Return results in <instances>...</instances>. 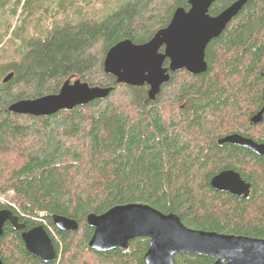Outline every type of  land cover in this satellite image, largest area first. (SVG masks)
<instances>
[{
	"label": "trees",
	"instance_id": "1",
	"mask_svg": "<svg viewBox=\"0 0 264 264\" xmlns=\"http://www.w3.org/2000/svg\"><path fill=\"white\" fill-rule=\"evenodd\" d=\"M10 1L0 0L2 19ZM45 1L13 0L8 15L27 17L6 51L0 19V195L6 197L0 210H11L26 225L50 226L61 248L42 261L4 223L2 264H143L145 238L130 241L126 250L87 247L92 229L86 215L128 203L174 213L191 229L264 238V158L218 143L234 133L264 142V113L260 122H249L264 93V0H246L207 44L204 72L170 73L153 100L146 85L117 83L105 73V54L125 39L147 42L176 8H189L188 0H102L103 10L89 15L76 7L78 0H60L66 18L50 27L37 16ZM233 1L215 0L209 14ZM66 80L112 89L48 116L8 111L13 102L57 93ZM227 169L250 184L246 198L211 187L210 179ZM52 215L73 219L77 229L57 230ZM209 259L179 253L174 264Z\"/></svg>",
	"mask_w": 264,
	"mask_h": 264
},
{
	"label": "water",
	"instance_id": "2",
	"mask_svg": "<svg viewBox=\"0 0 264 264\" xmlns=\"http://www.w3.org/2000/svg\"><path fill=\"white\" fill-rule=\"evenodd\" d=\"M215 0H188L189 8H176L166 27L159 29L145 43L122 40L108 49L103 70L115 77L117 83L147 86V97L153 100L170 73L184 69L192 75L207 68L205 48L218 37L239 12L246 0H235L216 15L209 14ZM165 60L168 64L165 66ZM11 77L7 74L2 82ZM112 88L89 86L80 80H66L58 92L35 99L13 102L8 111L35 117L48 116L61 110H71L95 99H102ZM263 105L250 121L260 122ZM218 143H230L246 148L264 158V143L239 134L226 135ZM212 188L246 198L250 184L232 169L222 170L210 179ZM6 221L22 229L9 209L0 210V235ZM52 223L62 231H74L77 222L62 215H52ZM86 225L92 229L87 247L95 251L126 250L129 242L147 238L148 246L142 255L143 264H174L176 254H191L212 259L209 264H264V238L186 227L174 213L164 214L141 203L115 205L101 214L88 213ZM25 249L42 261H51L55 250L42 225L21 233ZM0 264H2L0 259Z\"/></svg>",
	"mask_w": 264,
	"mask_h": 264
},
{
	"label": "rangeland",
	"instance_id": "3",
	"mask_svg": "<svg viewBox=\"0 0 264 264\" xmlns=\"http://www.w3.org/2000/svg\"><path fill=\"white\" fill-rule=\"evenodd\" d=\"M13 3V0H11L8 3V6H6L5 10H4V14L5 17L2 19V16H0V19H2L3 21V27L1 29V33L2 32H6V36L3 39L4 45L3 46V50H7L9 44H10V38H12L14 36V31L18 30V28H20L23 23L24 20H26V15L25 18H23L22 16H24L23 14H21L20 11H17V15L15 16H9L8 14H10V8L11 5ZM90 5L86 6L84 3L82 4L81 1L78 0V3H76V7L79 8H84L83 12L86 15L92 14V13H96V11H100L103 10V2L102 0H90ZM43 4V8L42 11H40L38 13V17H40V21L42 23L43 26H48L50 27L51 24H53L54 22H61L65 20V16L67 15V13H65L62 10V7L60 6V0H47L45 2L42 3ZM13 6V5H12ZM45 10V11H44ZM72 11L70 10V13ZM12 32V33H11ZM12 192L8 191L6 193V195L8 197H11ZM5 197V195H0V199L3 200ZM6 201V200H5ZM8 202V200H7ZM61 248V242L58 245Z\"/></svg>",
	"mask_w": 264,
	"mask_h": 264
},
{
	"label": "flooded vegetation",
	"instance_id": "4",
	"mask_svg": "<svg viewBox=\"0 0 264 264\" xmlns=\"http://www.w3.org/2000/svg\"><path fill=\"white\" fill-rule=\"evenodd\" d=\"M263 97H264V93H263V95H262V97H261V103H260V105H259V108L257 109V111L255 112V114L258 112V111H260V109L262 108V105H263ZM254 114V115H255ZM253 115V116H254ZM252 116V117H253ZM252 117H250L249 118V122L250 123H252L251 121H250V119L252 118ZM237 134H239V135H241V136H243V137H247V138H251V137H249V136H246V135H243V134H241V133H237ZM251 139H253V138H251ZM254 140V139H253ZM254 141H256V140H254ZM257 143H264V142H261V141H256ZM244 179V178H243ZM245 181V180H244ZM246 182V181H245ZM248 183V182H247ZM250 191H251V187H250ZM13 213V212H12ZM14 214V213H13ZM16 217H17V223L18 224H23L24 225V227L22 228V229H17V228H15V227H13L11 224H10V222L9 221H6L5 222V224H8L12 229H14V230H16V231H18V233H19V235H20V238H21V233L23 232V231H28V230H30V229H32L33 227H36V226H38V225H42L43 227H44V229H45V231L47 232V234L49 235V237L51 238V243H52V245H53V249L55 250V253H56V247L60 244V241H59V239L57 238V236L55 235V233H53V231L50 229L51 227L50 226H48V225H45L44 223H37V224H29V225H26V221H21V219H19V217L16 215V214H14ZM51 221H52V219H51ZM4 224V225H5ZM52 225H53V227H55V225L52 223ZM56 228V227H55ZM57 230H59L58 228H57ZM52 231V232H51ZM54 232H56V231H54ZM146 240H147V246H148V239L147 238H145ZM22 240V239H21ZM133 241V240H132ZM23 242V241H22ZM24 245V244H23ZM147 246H146V249H147ZM145 249V250H146ZM145 252V251H144ZM143 252V253H144ZM143 255V254H142ZM34 256V255H33ZM35 257H37V256H35ZM37 258H39V257H37ZM40 259V258H39ZM41 260V259H40ZM210 262H212V259H209L208 260V263L207 264H209Z\"/></svg>",
	"mask_w": 264,
	"mask_h": 264
}]
</instances>
